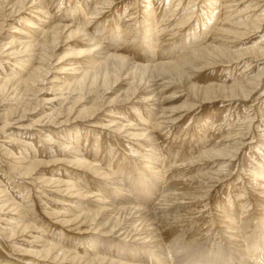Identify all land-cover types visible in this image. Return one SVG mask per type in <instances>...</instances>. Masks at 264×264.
I'll list each match as a JSON object with an SVG mask.
<instances>
[{"label": "rangeland", "instance_id": "rangeland-1", "mask_svg": "<svg viewBox=\"0 0 264 264\" xmlns=\"http://www.w3.org/2000/svg\"><path fill=\"white\" fill-rule=\"evenodd\" d=\"M162 263L264 264V0H0V264Z\"/></svg>", "mask_w": 264, "mask_h": 264}, {"label": "bare ground", "instance_id": "bare-ground-1", "mask_svg": "<svg viewBox=\"0 0 264 264\" xmlns=\"http://www.w3.org/2000/svg\"><path fill=\"white\" fill-rule=\"evenodd\" d=\"M78 32H79V30H78ZM120 61V62H122L123 61V59L122 58H117V61ZM116 63V62H115ZM120 64V63H119ZM218 155V154H217ZM28 173V172H27ZM119 190V189H118ZM102 204H107V206L110 208L108 211H110V212H112V213H114L117 209L116 208H118V207H114V206H111V205H109V204H111V203H109L108 204V202L106 203V202H101ZM113 205V204H112ZM107 207V208H108ZM128 206L126 207V208H124V209H126V211L128 210V213H131L132 214V216L133 215H135V216H137V220H135V221H139V218H142V214H143V212H142V209H140V207H129L128 209ZM124 209H118V210H120V211H124ZM144 212H146L145 210H144ZM147 213V212H146ZM134 216V218H136ZM145 218H143V220H144ZM124 229V228H123ZM126 230V229H125ZM127 231H125L124 233H123V235H125V236H123L124 238H128V237H130V238H128V239H133V241L135 240V241H142V242H145V239H146V237L144 236V237H142V235L143 234H140V233H134V231L131 233H126ZM146 243V242H145ZM242 253V252H241ZM72 259H75V258H72ZM161 263V262H160ZM163 264V263H162Z\"/></svg>", "mask_w": 264, "mask_h": 264}]
</instances>
